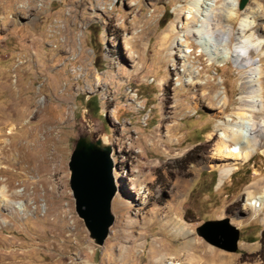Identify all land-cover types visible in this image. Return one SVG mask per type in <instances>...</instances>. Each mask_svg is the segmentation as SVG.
Wrapping results in <instances>:
<instances>
[{
  "label": "rangeland",
  "instance_id": "rangeland-1",
  "mask_svg": "<svg viewBox=\"0 0 264 264\" xmlns=\"http://www.w3.org/2000/svg\"><path fill=\"white\" fill-rule=\"evenodd\" d=\"M240 1L216 40L185 32L192 0H0V264H264V207L247 206L264 195V137L247 161L216 152L220 122L242 130L248 70L230 54L244 14L264 46V0ZM253 60L264 84V50ZM99 137L117 185L101 247L68 169L77 141ZM226 219L235 253L196 231Z\"/></svg>",
  "mask_w": 264,
  "mask_h": 264
},
{
  "label": "bare ground",
  "instance_id": "bare-ground-1",
  "mask_svg": "<svg viewBox=\"0 0 264 264\" xmlns=\"http://www.w3.org/2000/svg\"><path fill=\"white\" fill-rule=\"evenodd\" d=\"M216 1L217 0H192L190 7L188 8L189 13L186 19L194 16L195 23L193 22L192 25H189L188 22L186 23L185 32L188 35L199 37L205 33H208L213 34L216 40L232 35L236 19V16L232 17V15L237 10L238 0H226L220 8L216 7ZM213 2L214 4H212ZM225 10H228V12ZM223 13L224 17H227V20H229V22L226 20L224 21L226 22L225 25H222L223 20L221 19V16ZM248 14L243 15V20L241 21L236 35L235 40H237V50H234L230 54V57L235 63L241 67H246L248 70L247 81L245 82V88L243 91L244 96L242 95L243 97L240 98L242 105L240 108L242 113L240 112V114L243 119L240 122L242 130L238 129V126L236 125H230L227 121L222 123L220 122V126H222L223 129L218 136L219 140L217 142L216 149L217 155L219 157L242 159L243 161H247L255 151L258 143V137H264V84L262 81L263 68L257 67L254 63L255 61L253 60L257 53H261L264 50V46L261 47L263 45H261L262 39L254 37L253 34L246 35L247 30L251 29L252 25L255 23V17H249ZM258 17L263 19L264 15L261 14ZM177 29V26L172 25L169 34H167L165 38L167 39L170 35L174 34ZM255 133H258L259 136L255 135ZM213 136L214 134L210 133L208 139H213ZM98 140L102 145L107 143L104 138L99 137ZM230 143L234 144L237 149L235 151L225 152V149ZM232 171L233 169L231 168L225 169L221 173L217 185H222L223 181H225L230 176ZM261 204L264 207V195L260 198L251 197L247 201V206L253 209L261 207ZM173 226V231L176 234L187 235L189 233L187 228L184 225L179 224V222H176ZM91 242L94 244L92 239ZM166 264L180 263L170 261L166 262Z\"/></svg>",
  "mask_w": 264,
  "mask_h": 264
},
{
  "label": "water",
  "instance_id": "water-1",
  "mask_svg": "<svg viewBox=\"0 0 264 264\" xmlns=\"http://www.w3.org/2000/svg\"><path fill=\"white\" fill-rule=\"evenodd\" d=\"M245 3L246 0H241L239 9ZM68 169L75 213L89 238L101 247L114 221L111 204L117 193L110 146L102 145L98 139H79L70 155ZM196 231L211 246L232 253L237 250L239 231L227 219L207 222Z\"/></svg>",
  "mask_w": 264,
  "mask_h": 264
}]
</instances>
